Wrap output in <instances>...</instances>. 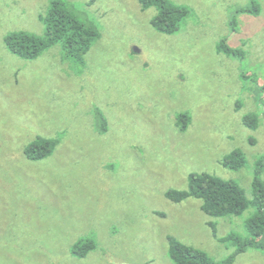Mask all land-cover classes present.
I'll use <instances>...</instances> for the list:
<instances>
[{
	"label": "rangeland",
	"instance_id": "374dc122",
	"mask_svg": "<svg viewBox=\"0 0 264 264\" xmlns=\"http://www.w3.org/2000/svg\"><path fill=\"white\" fill-rule=\"evenodd\" d=\"M51 1L0 0V264H174L169 236L229 256L209 224L218 238L248 237L253 207L217 219L165 194L187 189L191 173L233 181L249 200L255 175L264 183V0H169L189 10L172 35L138 0H68L99 32L82 64L61 44L33 60L10 53L8 34L44 36ZM253 5L257 15L239 12ZM224 38L233 55L217 51ZM38 137L57 146L28 160ZM234 150L239 170L221 165ZM234 264H264V253Z\"/></svg>",
	"mask_w": 264,
	"mask_h": 264
},
{
	"label": "trees",
	"instance_id": "16d2710c",
	"mask_svg": "<svg viewBox=\"0 0 264 264\" xmlns=\"http://www.w3.org/2000/svg\"><path fill=\"white\" fill-rule=\"evenodd\" d=\"M95 1L91 0L89 4H93ZM138 1L142 10L151 7L157 8V14L152 18L150 24L160 34L172 35L176 33L189 14L187 8L169 0ZM239 12L257 15L259 9L257 5H253V9L240 10ZM40 20L45 25L43 37L21 31L10 33L5 37L4 43L10 53L19 58L33 60L50 47L61 44L67 58L82 64L94 42L99 39L96 26L80 19L68 0H52L47 14L40 17ZM234 50L226 45L225 38L217 46L219 53L233 55ZM176 119L181 131H184L191 122L187 113L177 115ZM253 119L256 118L246 116L243 122L247 127L255 128L256 120L252 122ZM57 143L56 140L38 137L24 147L22 154L28 160L40 161L53 154ZM245 164V154L240 150H234L221 161L224 168L231 170H239ZM187 181V189H169L165 194L166 198L175 204H180L190 198L200 200L201 211L206 216L217 219L240 216L250 206L255 209V212L246 222L248 237L228 234L218 238L216 225L209 224L213 236L220 243L235 249L233 253L222 260H215L206 252L183 244L169 236L168 252L174 264H234L237 256L250 248L264 253V183L257 175L252 182L251 200L245 196L243 190L235 182L209 173H191L188 175ZM159 215L164 216L163 214ZM91 249L93 247L90 243L83 246L77 245L74 247V254L84 257Z\"/></svg>",
	"mask_w": 264,
	"mask_h": 264
}]
</instances>
